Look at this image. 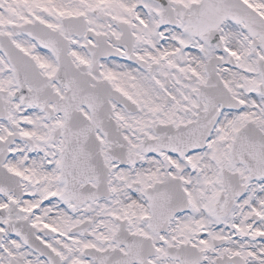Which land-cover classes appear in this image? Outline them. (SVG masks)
Returning <instances> with one entry per match:
<instances>
[{
  "label": "snow or ice",
  "instance_id": "obj_1",
  "mask_svg": "<svg viewBox=\"0 0 264 264\" xmlns=\"http://www.w3.org/2000/svg\"><path fill=\"white\" fill-rule=\"evenodd\" d=\"M0 264H264V0H0Z\"/></svg>",
  "mask_w": 264,
  "mask_h": 264
}]
</instances>
